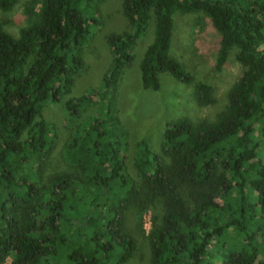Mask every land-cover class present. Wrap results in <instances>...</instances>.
<instances>
[{
  "label": "trees",
  "instance_id": "obj_1",
  "mask_svg": "<svg viewBox=\"0 0 264 264\" xmlns=\"http://www.w3.org/2000/svg\"><path fill=\"white\" fill-rule=\"evenodd\" d=\"M20 1L0 0V10ZM104 1L29 0L17 37L0 21V264H127L139 248L134 232L146 238L150 264H264V0H124L131 31L108 37L101 89L64 102L72 134L57 168L60 139L43 111L72 94ZM176 13L208 19L221 35L216 69L236 51L243 76L215 122L168 124L161 155L142 140L135 179L117 93L152 18L144 89L158 91L161 73L192 83L170 55ZM195 93L214 104L210 85Z\"/></svg>",
  "mask_w": 264,
  "mask_h": 264
},
{
  "label": "rangeland",
  "instance_id": "obj_2",
  "mask_svg": "<svg viewBox=\"0 0 264 264\" xmlns=\"http://www.w3.org/2000/svg\"><path fill=\"white\" fill-rule=\"evenodd\" d=\"M29 0H21L11 12L0 10V21L5 23V29L17 37L27 21L24 6ZM124 0H105L101 6L100 24L91 30V36L84 46L85 68L79 74L73 92L65 97L60 104H47L43 114L57 128L59 146L54 156L57 168L64 169L62 149L71 138V132L66 128L64 102L70 98H80L93 90H100L103 77L112 64L111 49L108 37L112 34H123L131 31V25L123 13ZM174 30L170 55L179 61L192 76L191 84L178 82L169 73H161L160 89L145 90L141 79L140 65L147 48L155 38V20L151 19L147 33L138 40L134 51V61L128 67L120 81L117 93V108L119 118L129 133L126 151L129 162L128 173L138 179L134 168V156L137 145L146 140L153 153L162 154L164 132L166 126L179 119L189 118L193 122H215L229 104V92L243 76V69L235 58L233 51L228 62L221 71L216 69V58L220 47L221 35L213 28L206 18L196 14L184 15L176 13L173 16ZM205 83L213 88L215 102L209 106L199 104L195 85ZM94 111L90 110L89 115ZM258 137L262 138L258 132ZM264 155V151H263ZM221 203V202H220ZM153 210L143 215V226L146 234L152 228ZM136 218H134L135 220ZM134 228V222H129ZM139 248L135 257L127 264H150V250L145 237L134 232ZM10 258L7 264H10Z\"/></svg>",
  "mask_w": 264,
  "mask_h": 264
}]
</instances>
